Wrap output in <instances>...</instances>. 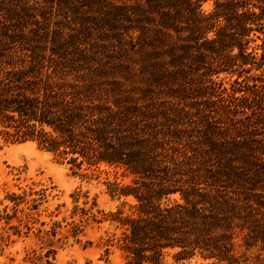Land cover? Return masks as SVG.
I'll return each mask as SVG.
<instances>
[{
    "label": "trees",
    "instance_id": "trees-1",
    "mask_svg": "<svg viewBox=\"0 0 264 264\" xmlns=\"http://www.w3.org/2000/svg\"><path fill=\"white\" fill-rule=\"evenodd\" d=\"M70 1L0 0V136L33 142L77 168L103 164L132 177L115 190L134 198L132 212L113 218L124 227L117 245L127 264H165L167 250L175 264H240L238 247L258 250L264 262V0H147L173 77L188 73L206 90L220 74L234 76L241 89L232 91L242 92L215 111L226 123L222 138L207 113L199 119L208 128L205 162L184 180L159 170L157 131L145 139L131 106L109 102L99 81L79 74L76 59L46 55L40 36L69 29L50 22L70 21ZM33 10L42 24L29 29Z\"/></svg>",
    "mask_w": 264,
    "mask_h": 264
},
{
    "label": "rangeland",
    "instance_id": "rangeland-1",
    "mask_svg": "<svg viewBox=\"0 0 264 264\" xmlns=\"http://www.w3.org/2000/svg\"><path fill=\"white\" fill-rule=\"evenodd\" d=\"M70 2L69 10L64 8L70 21L50 22L69 29L47 39L46 34L40 36L46 55L76 59L79 74L99 81L108 90L109 102L117 99L131 106V120L145 139L152 141V128L157 131L164 148L159 149V170H174V180L186 179L205 162L203 132L208 128L199 121L201 116L209 115L214 135L224 134L225 120L215 111L222 102L227 104L234 87L241 89L235 77L220 74L214 78L216 85L208 84L206 90L188 73L173 77L169 59L159 56V17L149 12L147 0ZM211 7V2L203 4L204 11ZM38 14H27L29 29L42 24ZM252 79H247L250 86ZM131 179L115 167L77 168L33 142L11 143L0 136V264H127L117 245L124 227L113 218L119 210L122 217L132 212L134 198L115 192ZM179 199L178 193L168 197L170 202ZM174 253L167 250L165 264H175ZM235 255L240 264H264L256 249L245 252L238 247ZM259 258L264 261V254Z\"/></svg>",
    "mask_w": 264,
    "mask_h": 264
}]
</instances>
